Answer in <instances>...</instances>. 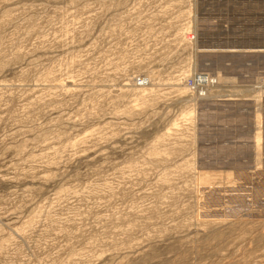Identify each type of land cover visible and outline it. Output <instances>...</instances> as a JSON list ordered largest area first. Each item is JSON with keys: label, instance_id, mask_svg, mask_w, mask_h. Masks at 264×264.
Wrapping results in <instances>:
<instances>
[{"label": "rangeland", "instance_id": "1", "mask_svg": "<svg viewBox=\"0 0 264 264\" xmlns=\"http://www.w3.org/2000/svg\"><path fill=\"white\" fill-rule=\"evenodd\" d=\"M221 20L264 0H0V264H264V50Z\"/></svg>", "mask_w": 264, "mask_h": 264}, {"label": "bare ground", "instance_id": "2", "mask_svg": "<svg viewBox=\"0 0 264 264\" xmlns=\"http://www.w3.org/2000/svg\"><path fill=\"white\" fill-rule=\"evenodd\" d=\"M211 19V18H210ZM209 18H207L206 20H210ZM223 23H226V22H224V21H222L221 20V22L219 23V26L218 27H216V29L218 30V29H220L219 30V40H222V43H221V46H215V47H212V48H209V49H207L204 45H202L203 46V48L204 49H206V50H217V49H223V50H231V49H234V50H264V39L262 40V41H260V42H252L253 40H247L246 42H244V43H238V42H236L235 40L233 41V40H231L230 42H228L227 41V36L229 35V31H228V29H226L225 30V32H224V30H223ZM226 26L228 27L229 26V24H227L226 23ZM213 27H215V26H213ZM226 27V28H227ZM230 27V26H229ZM222 38V39H221ZM201 43V42H200ZM228 47H230V48H228ZM233 47H235V48H233ZM209 77V81L210 80H212V77H211V75L210 76H208ZM207 77V78H208ZM206 78V77H205ZM180 79V78H179ZM184 79V77L182 78V80ZM181 80V79H180ZM181 80V81H182ZM207 80V79H206ZM205 80V81H206ZM213 80H216V82L218 83V82H224L226 79H224L222 76H220L219 74H218V77H216V78H213ZM229 81V80H228ZM177 82H178V79H177ZM183 82V81H182ZM208 82V81H207ZM234 82V81H233ZM203 83V82H202ZM205 84H206V82H205ZM213 84V83H212ZM141 85V84H140ZM177 87H178V89H176V91L177 92H180L181 94L182 93H184L185 91H183V89L182 88H180V86H181V83H177V85H176ZM188 91V90H187ZM233 95H227V96H224L225 98L227 97H232ZM202 98V97H201ZM256 120H258L259 121V115H256ZM260 132V131H259ZM256 142V141H255ZM257 143H261V141H259V142H257ZM261 145H262V143H261ZM259 146V145H258ZM257 146V147H258ZM258 149V148H257ZM259 149H260V147H259ZM261 154V153H260ZM261 163V162H260ZM261 167V165L259 166V168Z\"/></svg>", "mask_w": 264, "mask_h": 264}, {"label": "water", "instance_id": "3", "mask_svg": "<svg viewBox=\"0 0 264 264\" xmlns=\"http://www.w3.org/2000/svg\"><path fill=\"white\" fill-rule=\"evenodd\" d=\"M205 16V15H203ZM226 23H223V30L225 32L226 30ZM219 30L214 27L211 28H205V30L200 31V37H201V45H204L207 49L215 47V46H221L222 40H219ZM222 39V38H221Z\"/></svg>", "mask_w": 264, "mask_h": 264}]
</instances>
